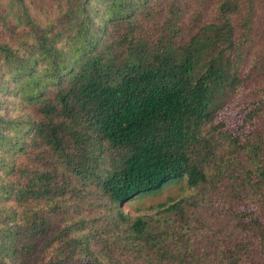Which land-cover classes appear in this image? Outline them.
Wrapping results in <instances>:
<instances>
[{"label": "trees", "instance_id": "trees-1", "mask_svg": "<svg viewBox=\"0 0 264 264\" xmlns=\"http://www.w3.org/2000/svg\"><path fill=\"white\" fill-rule=\"evenodd\" d=\"M0 264H264V0H0Z\"/></svg>", "mask_w": 264, "mask_h": 264}, {"label": "rangeland", "instance_id": "rangeland-1", "mask_svg": "<svg viewBox=\"0 0 264 264\" xmlns=\"http://www.w3.org/2000/svg\"><path fill=\"white\" fill-rule=\"evenodd\" d=\"M182 195L180 184H171L155 195L132 200L131 202L123 204L122 209L133 217H146L149 221V229L151 230L156 229L164 231L169 229V231L174 234L175 240L182 242L186 235L185 227L192 224L195 219L191 212L192 208H190L189 211L183 212H181L180 209L165 212L163 215L164 218H162L161 214H157L168 203L176 202L182 198Z\"/></svg>", "mask_w": 264, "mask_h": 264}]
</instances>
